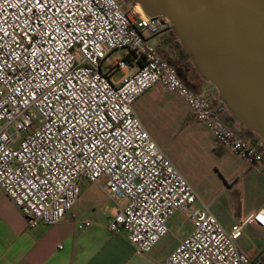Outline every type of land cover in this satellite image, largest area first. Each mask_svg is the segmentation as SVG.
<instances>
[{"label": "built area", "instance_id": "2783aa9c", "mask_svg": "<svg viewBox=\"0 0 264 264\" xmlns=\"http://www.w3.org/2000/svg\"><path fill=\"white\" fill-rule=\"evenodd\" d=\"M170 26L129 0H0V190L33 227L74 219L81 183L100 184L116 207L107 228L125 232L138 254L168 233L174 213L196 205L186 215L192 231L162 264H264V246L252 259L237 244L243 226L264 227V212L226 229L135 113L139 96L160 87L204 126L213 149L242 169L263 161V143L161 54L153 39ZM115 50L125 55L104 71Z\"/></svg>", "mask_w": 264, "mask_h": 264}, {"label": "water", "instance_id": "95a60500", "mask_svg": "<svg viewBox=\"0 0 264 264\" xmlns=\"http://www.w3.org/2000/svg\"><path fill=\"white\" fill-rule=\"evenodd\" d=\"M167 19L227 115L264 145V0H129Z\"/></svg>", "mask_w": 264, "mask_h": 264}, {"label": "rangeland", "instance_id": "374dc122", "mask_svg": "<svg viewBox=\"0 0 264 264\" xmlns=\"http://www.w3.org/2000/svg\"><path fill=\"white\" fill-rule=\"evenodd\" d=\"M136 9L139 11L138 5ZM173 37L175 36L172 32L167 39L171 40ZM124 54V50H115L104 62V66L109 61L120 59ZM169 55L173 64L176 60L175 54L169 50ZM150 91L152 90L146 92ZM165 92L164 90L158 92L157 96L167 101L168 107L173 109L181 122L177 121L176 125L172 126L164 121L159 116L162 112L166 114L161 103L152 105V109H149L153 111L151 116L139 114L141 118H144L142 120L149 134L191 183L202 201L209 205L219 222L226 229H230L233 225H238L245 220L250 211L259 208L264 212V171L258 172L252 168L242 173L241 162L224 149H213L212 137L204 126L192 117L175 94ZM182 123L190 124V127L183 129ZM242 130L250 132L247 129ZM101 186L88 181L81 183L79 199L74 206L79 216L92 218L97 215L98 218H102L114 213L115 207L102 192ZM194 207L196 205L182 207L181 211L174 215L173 228L164 236L162 243H171L176 236H184L190 231V222L185 216ZM237 244L244 251L263 245L264 230L252 224L243 226Z\"/></svg>", "mask_w": 264, "mask_h": 264}, {"label": "crops", "instance_id": "0c3cea01", "mask_svg": "<svg viewBox=\"0 0 264 264\" xmlns=\"http://www.w3.org/2000/svg\"><path fill=\"white\" fill-rule=\"evenodd\" d=\"M171 31L170 26L168 30L153 39L155 44L160 47L161 54L170 61L169 50H171L175 54L176 60L173 61V64L171 61L170 63L174 66L175 70L176 67L187 68L185 73L188 78L196 83V88L189 87L180 78L183 83L197 92L209 93L216 101L220 102L216 87L201 76L199 70L190 62L187 54L183 51L175 37L171 40L167 39L169 34L172 33ZM172 42L179 43L182 53L186 56L185 61H181L175 43L172 44ZM117 60L119 59L109 61L106 66L103 63V70H107L108 65L114 64ZM131 69L128 68L125 72H129ZM193 69L196 70L199 76L194 73ZM118 75H120V72L113 77L116 78ZM151 90L138 98L134 104L135 113L141 119L143 125L145 126L142 120L144 118H141L140 114L151 116L153 111L149 109H152L151 107L155 103L163 105V111L165 110L166 114L162 112L159 116L168 124L175 126L177 121L181 122V119H178L173 109L168 107L167 101L157 96V93L163 92V90L157 86L151 88ZM225 120L228 123L234 124V121L228 115L225 117ZM182 125L183 129L190 127V124L185 125L182 123ZM250 134L253 138L260 140L253 133L250 132ZM244 135L255 140L245 132ZM252 168L258 172L264 171V157L263 161L259 164L243 166L241 172L245 173ZM101 189L104 193L102 186ZM257 209L250 211L247 217ZM73 211L76 213L74 219L67 214L64 219L54 225L37 224L33 227H28L20 209L0 190V264H162L178 243L192 231V223L189 220L190 231L184 236H176L175 240L171 243H162L163 237L150 252L138 254L128 242L125 232L113 233L107 228L108 218L116 212V207L112 215H106L102 218H98L97 215L92 218L79 216L76 209H73ZM176 213L168 220L169 230L173 228V223L175 222L174 215ZM86 219L92 221L91 225L83 229L77 228L76 224ZM260 229L264 230V227ZM263 246L264 244L251 247L247 251L242 250L240 246L239 248L254 259L257 249ZM256 263V261H253L252 264Z\"/></svg>", "mask_w": 264, "mask_h": 264}, {"label": "trees", "instance_id": "16d2710c", "mask_svg": "<svg viewBox=\"0 0 264 264\" xmlns=\"http://www.w3.org/2000/svg\"><path fill=\"white\" fill-rule=\"evenodd\" d=\"M175 46H176V48H177V52H178V55L180 56V59H181V61H185L186 60V56L182 53V51H181V49H180V45H179V43L178 42H176L175 43ZM194 70V69H193ZM176 71H177V74L180 76V78L186 83V84H188L189 85V87H191V88H196V83L192 80V79H190V78H188V76L186 75V71H187V68H181V67H176ZM195 72V74L196 75H198V73L196 72V70H194ZM199 76V75H198ZM247 132V134H249V135H251L250 134V132H248V131H246ZM245 132V133H246ZM252 136V135H251ZM252 138H253V136H252ZM253 139H255V140H257L256 138H253Z\"/></svg>", "mask_w": 264, "mask_h": 264}, {"label": "bare ground", "instance_id": "6f19581e", "mask_svg": "<svg viewBox=\"0 0 264 264\" xmlns=\"http://www.w3.org/2000/svg\"><path fill=\"white\" fill-rule=\"evenodd\" d=\"M138 9H139V11H140L142 14L145 15V12H144V10H143L141 7H138Z\"/></svg>", "mask_w": 264, "mask_h": 264}]
</instances>
